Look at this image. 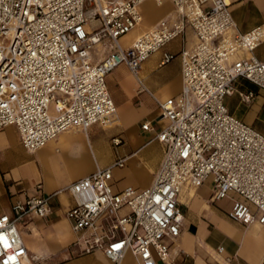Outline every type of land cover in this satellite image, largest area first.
Masks as SVG:
<instances>
[{
	"label": "built area",
	"instance_id": "2783aa9c",
	"mask_svg": "<svg viewBox=\"0 0 264 264\" xmlns=\"http://www.w3.org/2000/svg\"><path fill=\"white\" fill-rule=\"evenodd\" d=\"M143 1L0 0V130L15 126L23 148L34 152L69 129L115 122L106 76L125 64L165 120L154 137L165 146L163 160L152 185L143 189H113L112 170L123 167L126 157L96 167L66 186L73 198L66 217L80 254L101 250L114 264L128 253L138 264H174L172 244L184 225L179 200L184 187L211 178V200L230 193L240 197L227 211L229 219L264 227V134L225 105L238 78L264 90V60L254 54L264 41V26L233 33L225 0H170L174 18L160 19L123 47L119 38L142 22ZM187 27L196 42L180 52L181 92L159 100L138 70ZM98 44L106 54L95 60ZM239 51L249 56L229 62ZM172 57L165 53L161 64ZM239 96L250 104L255 93ZM141 128L153 130L150 122ZM112 143L121 140L114 137ZM53 195L28 196L12 205L10 215H0V264H48V258L29 257L17 222L47 217Z\"/></svg>",
	"mask_w": 264,
	"mask_h": 264
},
{
	"label": "crops",
	"instance_id": "0c3cea01",
	"mask_svg": "<svg viewBox=\"0 0 264 264\" xmlns=\"http://www.w3.org/2000/svg\"><path fill=\"white\" fill-rule=\"evenodd\" d=\"M225 1L236 25L233 33L246 32L256 25L264 26V0ZM147 4H152L156 9L152 18L146 15ZM139 8L142 22L119 38L123 47L129 46L160 19L175 16L174 5L170 0L161 4L146 0ZM195 42L194 31L187 27L182 36L169 41L143 61L138 70L139 76L154 97L165 100L180 94V52L190 49ZM101 48L100 44L94 47L95 60L101 54ZM165 53L173 57L161 64ZM254 54L264 60V41ZM246 56L249 54L236 52L231 55L229 62ZM174 59H177V63L172 78H158L155 72ZM118 67L124 68L128 83H121L117 91H110L107 80L113 70L106 76L107 88L117 109L115 122L105 126L96 123L86 131L69 129L34 152L23 148L15 126L9 125L0 130V215H10L12 205L24 201L28 196L54 194L47 217L24 216V224L18 228L29 257L48 258V264H114L101 250L80 254L79 247L73 245L77 235L71 230L66 217V210L73 204V198L65 188L93 172L96 167L110 165L118 157H126V160L123 167L112 170L115 191L127 185L138 189L147 188L154 181L165 153L164 144L154 137L165 120L159 119L160 109L153 97L148 92L138 90L137 81L127 66L120 64ZM234 88V93L225 98L229 112L264 134V90L243 78L234 81ZM242 91L255 93L250 104L241 100L239 92ZM154 121L159 125L158 129L141 128L145 122L153 126ZM99 128H114L108 134L106 152L101 151L103 145L100 138H90V133ZM114 137L121 140L118 146L112 143ZM212 185L211 178H208L201 186L184 187L180 193L184 225L172 244L174 264H264V227L257 223L244 226L229 219L227 211L233 200L240 197L230 193L226 198L213 201ZM191 189L194 195L188 197ZM220 246L223 247L222 251H218ZM118 264L138 262L128 253Z\"/></svg>",
	"mask_w": 264,
	"mask_h": 264
},
{
	"label": "rangeland",
	"instance_id": "374dc122",
	"mask_svg": "<svg viewBox=\"0 0 264 264\" xmlns=\"http://www.w3.org/2000/svg\"><path fill=\"white\" fill-rule=\"evenodd\" d=\"M146 15H148V17L152 18L153 14H155L156 9L152 4H147L146 5ZM100 53L102 55L106 54V50L104 48H101ZM157 58V56H156ZM155 59V58H152ZM177 63V59L172 60L170 63H167L165 66L161 67L159 70H157L155 72V74L158 75V78H164L167 80H170L173 76V69L175 68ZM148 64V63H147ZM149 64H148V69H149ZM121 83H128V78L126 76V72L124 70L123 67H118L116 69H113L112 75L110 78H108L107 80V84L109 86L110 91L114 90L117 91L118 87L121 85ZM56 95L59 96L60 94L58 92H56ZM153 127L155 129L159 128V125L157 124L156 121L153 122ZM114 128H108V129H101L99 128V130H95L94 132L90 133V138H93V136H95V138H100V140L102 141V149L101 151L106 152L107 151V138H108V134L113 130ZM105 143V145L103 144ZM24 224V219L19 220L17 222V227L21 228V226Z\"/></svg>",
	"mask_w": 264,
	"mask_h": 264
},
{
	"label": "bare ground",
	"instance_id": "6f19581e",
	"mask_svg": "<svg viewBox=\"0 0 264 264\" xmlns=\"http://www.w3.org/2000/svg\"><path fill=\"white\" fill-rule=\"evenodd\" d=\"M145 1H146V0H144L143 2H145ZM153 1H154V0H153ZM143 2H142V3H143ZM142 3H141V4H142ZM139 24H140V23H139ZM139 24H138V25H139ZM138 25H137V26H138ZM137 26H136V27H137ZM136 27H134V28H136ZM134 28H133V29H134ZM133 29H132V30H133ZM132 30H131V31H132ZM141 34H142V33H141ZM109 124H110V123H109ZM107 125H108V124H107ZM193 193H194V192H193ZM193 193H192V189H191V190L188 192V197H189L190 195H194Z\"/></svg>",
	"mask_w": 264,
	"mask_h": 264
}]
</instances>
